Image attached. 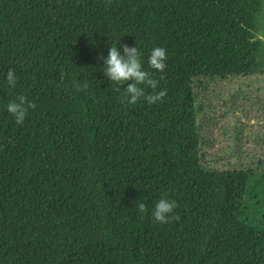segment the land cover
<instances>
[{"label": "trees", "instance_id": "1", "mask_svg": "<svg viewBox=\"0 0 264 264\" xmlns=\"http://www.w3.org/2000/svg\"><path fill=\"white\" fill-rule=\"evenodd\" d=\"M263 5L0 0V264H264L263 223L187 205L167 224L135 220L112 212L105 180L205 168L201 95L262 68L251 39ZM124 44L138 47L162 101L129 104L127 85L103 75L99 57ZM154 47L167 52L163 73L148 68ZM18 96L36 105L23 124L6 109Z\"/></svg>", "mask_w": 264, "mask_h": 264}, {"label": "rangeland", "instance_id": "2", "mask_svg": "<svg viewBox=\"0 0 264 264\" xmlns=\"http://www.w3.org/2000/svg\"><path fill=\"white\" fill-rule=\"evenodd\" d=\"M254 42L262 44V68L255 74L216 81L201 95L202 135L198 173L123 174L105 177L112 212L149 221L162 197L176 205L264 224V5ZM144 203L147 211L136 207Z\"/></svg>", "mask_w": 264, "mask_h": 264}, {"label": "clouds", "instance_id": "3", "mask_svg": "<svg viewBox=\"0 0 264 264\" xmlns=\"http://www.w3.org/2000/svg\"><path fill=\"white\" fill-rule=\"evenodd\" d=\"M123 54L117 46H110L107 57H99L103 61V75L115 86L117 91L123 88L124 97L129 104L135 105L141 98L149 104H154L167 95L165 90L156 91L159 80L153 78L151 71L146 70L142 64L141 52L137 46H128L124 44ZM167 52L163 47H154L147 59L148 68L155 72L163 73L166 68ZM163 79V76L160 77ZM6 80L9 86L15 87L17 77L15 72L9 70L6 74ZM77 91L81 90L79 84L75 85ZM83 88H88V83H83ZM146 89H151V94L146 95ZM36 105L27 100L25 96H18L15 100L7 103V112L15 119L17 124H23L29 109H35ZM141 213L147 211L144 203L136 205ZM177 205L174 200L160 198L151 210V216L154 222L161 225L170 223L173 220H179V216L174 210Z\"/></svg>", "mask_w": 264, "mask_h": 264}]
</instances>
